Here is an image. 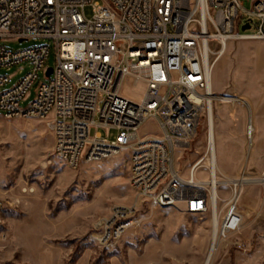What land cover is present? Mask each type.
Returning a JSON list of instances; mask_svg holds the SVG:
<instances>
[{
	"label": "built area",
	"instance_id": "built-area-1",
	"mask_svg": "<svg viewBox=\"0 0 264 264\" xmlns=\"http://www.w3.org/2000/svg\"><path fill=\"white\" fill-rule=\"evenodd\" d=\"M88 5L94 8L92 18L84 13ZM247 24L250 29L243 31ZM32 39L53 41L54 67H46L49 45L15 51L3 43ZM243 40H264V0H253L248 11L240 0H104L103 5L95 0H0V68L30 67L0 92V111L7 120L45 121L53 154L72 169L129 153L130 183L141 206L204 214L214 199L205 181L216 177L209 162L210 109L218 101L248 106L213 92L212 73L227 44ZM40 72L47 81L23 105ZM10 79L0 74V90ZM127 81L133 88L143 86L138 101L122 94ZM250 108L246 135L252 148L256 128ZM204 118L208 149L185 178L176 153L191 148ZM151 122L156 132L141 133ZM92 128L116 129L117 137L92 136ZM203 169L208 179L198 177ZM218 180V189L226 186L231 193L219 236L225 239L241 228V190L250 183L264 185V174L255 179L219 174ZM11 209L0 202L4 237ZM138 211V206L114 208L102 240L121 238Z\"/></svg>",
	"mask_w": 264,
	"mask_h": 264
},
{
	"label": "rangeland",
	"instance_id": "rangeland-1",
	"mask_svg": "<svg viewBox=\"0 0 264 264\" xmlns=\"http://www.w3.org/2000/svg\"><path fill=\"white\" fill-rule=\"evenodd\" d=\"M95 1L104 4V0ZM240 1L244 10H251L253 0ZM84 13L92 18L93 5L86 6ZM3 43L15 51L49 45L46 67L55 66L51 40ZM29 71L26 64L10 70L0 68V74L11 77L0 92L13 87ZM46 81L40 72L23 105L35 99L39 84ZM213 85L217 95L263 104L261 115L250 108L257 122L252 148L246 135V106L240 101L213 105L214 132L222 136L218 156L221 149L230 153V159L220 166L222 176L259 178L264 174V40L228 43L215 62ZM121 92L138 101L143 86L133 88L127 81ZM146 132H156L154 122L141 131ZM96 133L113 140L118 132L92 128L90 134ZM53 146L45 121L7 120L0 111V202L12 208L3 228L6 237L0 229V264H204L213 237L211 207L204 214H188L174 207L141 206L130 183L129 153L72 169L53 154ZM207 149L208 124L204 118L191 148L176 153L177 166L185 178ZM218 162L221 165L219 157ZM236 164V172L229 170ZM198 177L208 179L204 169ZM218 193L221 225L231 193L226 186ZM132 206L139 208L132 225L117 241H103L104 223L113 209ZM238 207L243 217L241 228L219 240L212 264H264V185H245Z\"/></svg>",
	"mask_w": 264,
	"mask_h": 264
},
{
	"label": "bare ground",
	"instance_id": "bare-ground-1",
	"mask_svg": "<svg viewBox=\"0 0 264 264\" xmlns=\"http://www.w3.org/2000/svg\"><path fill=\"white\" fill-rule=\"evenodd\" d=\"M226 48H225V50H226ZM224 53H225V51H224ZM213 87H214V85H213V73H212V91L214 92ZM241 100H244V99H241ZM222 102H224V101H222ZM246 107L247 108L249 107V103H248V106H246ZM209 120H210V124H211V131H210L211 139H210V143H209V149L212 152V157L209 158L210 159L209 162L214 168L213 171H214V173H216V177H213V178L205 181L211 186L214 199L211 202V210H212V214H213V216H212L213 217V221H212L213 237H212L211 247H210L208 256L206 257L204 264H212L216 249L218 250V244H219V240H220L219 236H220V231H221V225H220V216L221 215H220L219 202H218V200H219L218 184L220 181L218 180V176H219V174L223 175V173L221 172V169L219 168L218 163H217V139H216V135L214 132V114H213L212 109H210ZM207 164H208V162H206V166H207Z\"/></svg>",
	"mask_w": 264,
	"mask_h": 264
},
{
	"label": "crops",
	"instance_id": "crops-1",
	"mask_svg": "<svg viewBox=\"0 0 264 264\" xmlns=\"http://www.w3.org/2000/svg\"><path fill=\"white\" fill-rule=\"evenodd\" d=\"M250 107L254 108V110H255L257 115H261L262 114V107H263L262 102L256 101V102H254L252 104L249 103V107L248 108H250ZM259 122H260V120H259ZM259 122L257 124V127L261 128L262 125H260ZM256 123L257 122H255V120H254L255 128H256ZM215 135L218 137V141H217V163H218L219 168H222L224 163H226L227 160L230 159V157H228V155H230V153H229V151H223L221 149L220 152H219V156H218L219 142L221 141L222 136H221V134H215ZM218 157L220 159L221 165H219ZM220 166H222V167H220ZM229 170H231L233 172H236L238 170L237 164L234 165L233 167H231Z\"/></svg>",
	"mask_w": 264,
	"mask_h": 264
},
{
	"label": "water",
	"instance_id": "water-1",
	"mask_svg": "<svg viewBox=\"0 0 264 264\" xmlns=\"http://www.w3.org/2000/svg\"><path fill=\"white\" fill-rule=\"evenodd\" d=\"M242 29H243V31L248 30V29H250V25L247 24V25H245ZM51 73H52V68H50V70H49V72H48V75H51Z\"/></svg>",
	"mask_w": 264,
	"mask_h": 264
}]
</instances>
